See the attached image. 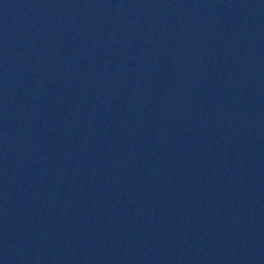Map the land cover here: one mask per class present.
I'll return each instance as SVG.
<instances>
[{
  "label": "water",
  "instance_id": "95a60500",
  "mask_svg": "<svg viewBox=\"0 0 264 264\" xmlns=\"http://www.w3.org/2000/svg\"><path fill=\"white\" fill-rule=\"evenodd\" d=\"M0 264H264V0H0Z\"/></svg>",
  "mask_w": 264,
  "mask_h": 264
}]
</instances>
